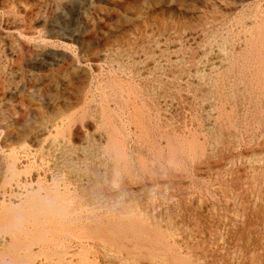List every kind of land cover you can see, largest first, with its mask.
<instances>
[{"label": "rangeland", "instance_id": "1", "mask_svg": "<svg viewBox=\"0 0 264 264\" xmlns=\"http://www.w3.org/2000/svg\"><path fill=\"white\" fill-rule=\"evenodd\" d=\"M37 1L31 0L32 3H17L16 5L15 2L9 0L11 2L7 4L9 7L6 5L4 7L0 1V6L4 7H0V32L7 28L5 31H16V38H18L15 44V51L18 53H14V57L16 55L17 58L12 57V59L10 57L12 55L8 50L0 48V69L2 70L0 71V87L10 86L9 82L12 75L10 72L14 67L16 68V65L20 66L21 79L28 85L32 80L34 82L40 81L45 72L65 63L68 60V55L74 56V60L78 59L80 65H84L86 68L89 66L88 69L93 76L92 86H105L110 80L116 78V74L119 79L116 78L115 80L122 85L124 83L123 86L133 84L132 88L136 91V94L132 93L130 95L134 97V103L122 106L119 102L110 101L109 106H113V109L116 108L115 110L121 113L118 120L116 117V122L121 123L122 121L127 125L122 128L126 150L132 152L136 157L139 156L140 160L144 161L147 172H153V175L147 174V172L144 173L139 180L144 183L149 182L146 183L149 185L155 178H159L160 181L163 179L169 181L167 178L170 175L171 182L169 181V184L164 188H158V190L155 187V190H152L154 193L149 191L150 194L147 198L145 195H141L140 203L142 204H139L142 205V208L144 207V210L146 209L145 211L149 216L156 215L158 219L155 217L160 224L163 222L161 224L162 229H165V224H170L166 228L170 229L168 240L173 254L181 256L183 259L189 258L190 260L186 259L184 261L185 264H264V158L261 162L255 161L256 156L260 154V150L264 148V116L260 113L261 110L259 111L260 107L264 111V97H261L264 96V86L254 87L253 85L243 84V82L240 84L239 77L243 79L240 71L234 72L225 69L228 68V64L231 62L229 60L233 58L234 54L236 58L233 59L242 60L239 53L252 40L253 36L249 32L252 31L254 24L251 25V22L261 16L264 10V0H169V2L168 0H45L43 4ZM214 2H221V5ZM222 5L224 6L222 7ZM165 8L166 11H164ZM169 8H171L170 11ZM192 10H198L197 15H194ZM37 12L44 16L46 22L37 21ZM167 13H172L173 23L189 20L188 23L192 22V26L183 28L179 32L174 28L170 32L161 31L158 28L159 26H153L154 28L148 34L143 35L141 33L146 22L158 18L160 20ZM135 15L137 18L134 17ZM196 16H198V19H196ZM192 18L196 20L193 21ZM136 22H138L137 28L134 31H128L131 24ZM29 23L32 28L29 27ZM15 27H18V29ZM116 34L127 35V43H120L119 47L121 46L120 49H123L125 47L123 45L126 44L129 52L123 56H117L115 60V56L110 53L111 48L109 51L110 56L109 54L107 58L100 56L103 55L101 53L106 52L102 49L106 45L105 43L112 42V38ZM21 35L22 37H20ZM29 35L30 37L33 36L32 38L35 39H32L33 41H37L38 37H40V40L44 38L49 41L47 49L55 52L54 60L48 58L47 60L46 57L44 59V56H38L39 54L37 55L32 49L28 48L24 42H27L28 38L26 36ZM178 35H180V38ZM258 40H262V37H258ZM66 47H70V49ZM221 47H226L227 50H222ZM232 49L234 51H231ZM64 50L66 51L63 53L66 55L65 58L62 54ZM90 53L93 55L91 54V56ZM97 57L101 60H98ZM223 57H225V60H223ZM94 58H96V61ZM7 68L11 71H8ZM112 69L116 71L114 72ZM200 69L203 70L202 74ZM109 70L113 71L112 74ZM232 75L236 77L233 78ZM200 76L208 77L209 84L207 86L200 84ZM100 80H102L101 82L105 81L101 83ZM245 80L246 78H244ZM15 81H18V79ZM23 81L19 80L18 82L23 84ZM97 81L103 85H99ZM147 83L151 84L148 85ZM31 91L29 87H25L23 92ZM141 91H143V95ZM136 96L138 98L135 100ZM140 97L141 99H139ZM146 97L148 98L147 101ZM137 103L139 105L141 103V105L145 104V106L147 104L146 109L149 110L148 121L145 120L146 122H143L142 127L136 125L134 117H131L134 107L139 106ZM114 104L117 106L115 107ZM154 105L156 108H153ZM43 109H45V106ZM23 110L24 105H20L15 99L0 103V124H2L0 125V145L6 147L10 142L9 145L11 146L8 148L18 150L19 155H28L27 157L32 161V157L36 156L37 151H39L33 141L29 138L19 142L16 140V136L24 124L23 119L26 118ZM221 111H223L222 114ZM263 111L262 113H264ZM217 123H221L220 133L222 137L219 138L221 140L218 139L217 144H214L211 136ZM132 125L133 127H131ZM127 137L129 138L127 139ZM192 137L202 145V151H196L198 154L195 156L194 152H192L193 155H188L185 152ZM145 139H149L148 144H146ZM160 139L161 141H159ZM180 144H182L183 150L178 149L181 147ZM132 145L134 146L132 147ZM149 149L151 150L149 151ZM167 156H171L173 161L176 159L175 162L178 163V166H175L176 168L173 167L174 165H170ZM149 166L151 170L148 168ZM160 189L161 191H159ZM181 207L183 208L181 209ZM159 212L165 216H161ZM171 223H173V227ZM190 242H194L193 245ZM194 245H197V247ZM194 247L199 253H192L193 250L195 251V249H192ZM74 249L78 250L76 247ZM207 250L212 252H207ZM201 255H204V258Z\"/></svg>", "mask_w": 264, "mask_h": 264}, {"label": "bare ground", "instance_id": "2", "mask_svg": "<svg viewBox=\"0 0 264 264\" xmlns=\"http://www.w3.org/2000/svg\"><path fill=\"white\" fill-rule=\"evenodd\" d=\"M0 1L4 7H6L9 2V0H0ZM12 1L15 2L16 5L17 3L26 4L28 2L29 3L31 2V0H12ZM37 2H39L40 4H43L45 0H38ZM212 5L210 6L212 7ZM3 6H0V7H3ZM38 6H41V5H38ZM223 6L224 5H222V7ZM170 9L171 8H169V11ZM164 11H166V8L164 9ZM192 11L194 15L198 12V10H192ZM251 12L253 13V11ZM139 14L141 15V13ZM167 14L165 17H162L160 20H158L159 19L158 18V19H153L150 22H146L143 26L141 33L143 35L148 34L149 32H151L152 28H154L153 26H159L158 27L159 30L167 31V32H170L173 28L179 32L180 30L182 31L183 28L185 29L186 27L188 28L192 26V22L188 23L189 20H187V22L180 21L175 24L173 23L174 21H173V16L171 15L172 13L171 14L169 13L168 15ZM136 15L134 17H136ZM128 16L130 15L128 14ZM36 19L37 21H40L41 23L46 22L44 16H42L41 13L39 12L36 13ZM143 19L144 18L142 17V20ZM192 19L193 21H195L196 19H198V16H196V19L194 18ZM252 23L254 24V26L252 27V31L249 32V34L251 33V35L253 36L252 40L251 41L248 40L249 42L247 43L246 47L244 45L245 47L244 50L241 51L240 53L238 52L239 57H242V60L240 61L238 59H233V58H236L234 54L232 58L233 60L232 59L229 60V62L230 61L231 62L228 64V68H225V69H228L229 71H234V72L235 71L238 72L239 70L240 75H242L243 77L242 79L241 77L238 76L240 78L238 79L240 81L239 82L240 84L241 82H243V84L245 83L249 86L253 85L254 87L256 86L260 87V86H264V10L262 11V14L258 19L253 20L251 22V25ZM29 25H30L29 27H31L30 23ZM137 26H138V22L132 23L130 29L128 28V31H134L137 28ZM15 28L18 29V27H15ZM5 30H3V32L2 31L0 32V48L2 50H5V49L8 50V52L12 55L10 56L12 58L14 57V53H18L15 51V44L18 39L16 38L17 32L16 31L10 32V30L9 31H5ZM26 33H28V31H26ZM18 34H21V33H18ZM22 35L20 37H22ZM124 35L123 36L120 34L114 35L112 38L113 39L112 42L105 43L106 45H104L102 49H104L106 52L101 53L103 55H100V56L107 58L111 48L113 50V53H112V50L110 51V53L113 56H115V60L117 56L120 57V56L125 55L127 52H129L128 50L129 48L127 47L128 45L126 44L123 45L125 46L123 49H120L121 46L119 47L120 43H125V42L127 43L128 41L126 37L127 35L125 36ZM178 36L180 38V35ZM32 37H30V35L26 36V38L28 39H27V42L24 40L25 41L24 43H26L27 47L32 49V51H34L37 55L39 54L38 56L40 55L44 56V59L46 57V59L48 58L49 60H52V59L54 60L53 57L55 55V52L53 50L47 49L49 45L48 44L49 41L45 40L44 38L40 40L39 39L40 37H38L37 41H33L35 39ZM258 37H262V40H258ZM225 48L226 47L222 48V50ZM67 49H70V47ZM231 51H234V50L232 49ZM65 52L66 51L64 50L62 54ZM72 53L70 54L73 55ZM91 54L92 53H90V55ZM65 57L66 55L63 54V58ZM67 57H68V60L65 61V63L63 64L58 65L55 69L52 68V70L45 72L43 69H46V68H43L42 70L45 73L42 75V78H40L41 80L38 82L37 81L34 82L31 79L32 81L28 85L25 84L26 82H24L23 79H21L22 76L19 72L20 66L16 65V68L14 67L12 72H10L12 74L10 77V82H9L10 86L0 87V103L2 102L6 103L12 99H15L17 103H19L20 105L21 104L24 105L23 114L26 115V118L23 119L24 124L22 126L21 131L16 136L17 137L16 140L19 142L20 140H25V138H29L31 141H33L36 148H38L39 150L37 151L38 153L36 156L35 155L34 156L32 155L33 157L30 156L32 157V161H31L29 160V157H27L28 155H19L20 153L18 154V150L15 151L14 148H8L9 146H11L9 145L10 142H8V146L6 147L0 145V264H185L184 261L189 258L183 259L181 256H177L173 254L172 252V248L168 240L170 238L168 236L170 229L168 230V228H166L170 224L166 225L164 223L166 227L163 226L165 229H162L161 224L163 222H161L160 224V222L157 220L158 217L156 215L155 216L157 217V219L155 216H149V214L146 213L145 211L146 209L144 210V207L142 208V205L140 206V204H142L140 203V200H141L140 196L145 195L147 198L148 195L150 194L149 191L153 192L155 190L154 189L155 187L157 188V190L158 188H161V187L164 188L167 184H169L168 182L171 180L169 178L170 175L169 177L167 175L168 177L167 179H169V181L164 180V179L160 181L159 178L152 177L155 179H153L149 185H147L149 182H146L147 183L146 184L144 182H141V180H139L141 175L147 172L146 165L144 164L143 160H140L139 156L136 157L132 154V152H129L126 150L125 143H124L125 140L122 134L124 132V131L122 132V128L126 124H124V122L122 121L121 123L116 122V117L118 120V117L120 118L121 113L115 110L116 108L113 109V106L112 107L109 106V104H111L110 101L119 102L120 104H122V106L127 105L132 102L134 103L133 101L134 97L130 95L132 93H134V95L136 94L135 93L136 91L132 88L133 84L131 86H123L124 83L122 85L115 80L117 78V74H116V78L110 80L105 86H92L93 76L91 74L92 72H90L88 69L89 66H87L86 68V66L80 65L78 63V59L74 60V56L68 55ZM227 57L226 59H228ZM239 57L237 56V58ZM75 58H76V54H75ZM223 58H224L223 60H225V57ZM95 59L96 58H94V60ZM205 70H208V69H205ZM0 71L2 70L0 69ZM8 71H11V70L8 69ZM113 71L115 72L116 70H113ZM225 71L227 72V70ZM109 72L112 74L110 70ZM202 72L203 70H201V74ZM248 73L249 75H247ZM95 76H98V75H95ZM234 77L236 76H233V78ZM207 78L208 77L205 78L204 76L201 77L200 84L207 86L209 84V81ZM244 78H246L245 81H244ZM16 79H18V81L21 80L24 83L20 84L18 81H15ZM235 80L237 81L236 78ZM101 81L102 80H100V82ZM122 81L124 82V80ZM101 83H99V85ZM25 87L26 88L29 87L32 91L23 92ZM136 89H137V86H136ZM141 92L143 95V91ZM213 93H214V90H213ZM155 97H158V96H155ZM261 97H264V96H261ZM136 98L138 97L136 96L135 100ZM139 99H141V97ZM147 99L148 98L146 97V101ZM141 104L140 105L138 104L139 106L137 107L134 105L135 106L133 109L134 112L132 111L133 114L131 116V117H134L136 121V125H138L139 127H142L143 122L148 119V112H149V110L147 111L146 109L147 104L146 106L145 104H143L144 106ZM44 106H45V109L42 110ZM114 106L116 107L117 105L114 104ZM154 107L155 105L153 106V108ZM119 110H122V109H119ZM259 111L262 114V116H264L263 115L264 113H262L263 110L261 107L259 108ZM222 112L223 111H221L220 113L222 114ZM128 114L130 115V113ZM231 118H232V115H231ZM12 122H13V119H12ZM226 124L228 125V123ZM220 125L221 123L220 124L217 123L216 126L214 124L215 127L213 126L214 129L213 131L211 130L212 131L211 137L213 139L212 142L214 144H217L218 139L222 137L220 133L221 132ZM131 127H133V125ZM155 136L157 137V135ZM128 138L129 137H127V139ZM148 140H146V144H148L147 143ZM159 141H161V139ZM189 141L190 142H188L187 144V151L185 152L188 155H193L192 152H194L195 153L194 156H195L196 154H198L196 151L198 150L200 151L202 149V145L197 143V140L194 137H192V139ZM164 143L165 142L163 141V144ZM181 143L184 144L183 142ZM182 144H180L181 147L178 149L183 150ZM134 145H132V147ZM150 150L151 149H149V151ZM24 153H28V152H24ZM171 156L170 157L167 156L170 160L169 161L170 165L171 164L174 165L173 167L178 166L177 165L178 163L175 162L176 157L174 158L175 161H173ZM263 158H264V148L260 150V154L256 156L255 161L261 162ZM167 165H168V162H167ZM150 166L148 167L149 169H150ZM154 167L156 166L154 165ZM151 172L152 171L147 172V174L153 175V172L152 173ZM149 180H151V178ZM159 191H161V189ZM182 208L183 207H181V209ZM185 211L187 212V210ZM160 213L161 212H159V214ZM160 215L163 216L162 214ZM172 224L173 223H171V225ZM188 241H191V240H188ZM190 243L192 244L194 242H190ZM191 244H188V245H191ZM194 246L197 247V245H194ZM74 247H76V249L78 250H75ZM192 249H195V247ZM209 251L207 250V252ZM193 252L197 253L198 251H196L195 249V251L193 250L192 253ZM187 256H184V257H187ZM201 256H203L204 258V255H201Z\"/></svg>", "mask_w": 264, "mask_h": 264}]
</instances>
